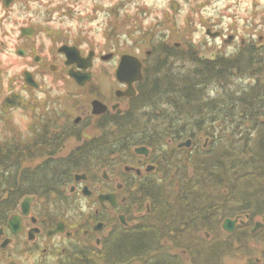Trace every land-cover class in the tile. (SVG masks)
<instances>
[{
  "label": "flooded vegetation",
  "instance_id": "1",
  "mask_svg": "<svg viewBox=\"0 0 264 264\" xmlns=\"http://www.w3.org/2000/svg\"><path fill=\"white\" fill-rule=\"evenodd\" d=\"M5 2L8 7L4 0H0V5L10 9L17 0ZM13 26L12 54L25 62L18 76L11 78L8 91L11 97L6 98V109L1 114L10 124L12 134L4 133L0 142H15L21 149L31 150L17 151L18 159L7 163L5 160V169L13 167L16 173H72V178L64 179L58 189L52 187L49 191L40 190L41 193L9 200L14 207L7 211L0 224V250L5 253L12 248L20 255H27L32 264H94V257L98 260L102 255L121 253L124 249L120 238L126 236L129 244L127 258L123 260L126 264H166L160 257L164 248H157L158 239L155 238L159 235L160 245L166 243L165 220L153 214L158 206L148 198V190L158 186L150 181L160 178L164 169L161 151L155 150L162 146L160 142L156 147L133 145L129 155L124 156L125 151L119 149L114 131L121 118H134L150 110L153 118L164 117L159 107L148 103L150 91L147 97L144 95L150 81L144 82L143 74L142 79L132 83L134 93L126 95L124 92L129 85L118 80L115 70L113 86L104 91L94 71H78L76 64H66V55L60 48L71 44L60 41L45 50L38 43L42 32L38 24L24 22ZM49 35L52 39V34ZM139 59L143 73L145 58ZM48 72L72 80L79 94L74 96L72 106L57 112L52 119L46 117L48 112L44 113L39 122L34 93L42 88L40 76L43 79ZM73 74H89V79L80 84ZM27 77L32 79V84ZM23 92L27 95L25 102L22 101ZM17 109L23 110L29 124L25 131L20 124L14 123L13 113ZM188 139H191L190 147L179 145ZM168 142L172 143L170 139ZM193 145L194 139L186 138L175 146L181 150ZM23 155L26 159L22 161ZM81 175L85 177L77 179ZM26 197L31 198L26 200ZM162 208L163 204L160 211ZM142 239H147L155 248L140 247L142 244L138 240ZM134 251L147 255L134 257ZM115 262L118 260L112 259V263Z\"/></svg>",
  "mask_w": 264,
  "mask_h": 264
},
{
  "label": "trees",
  "instance_id": "2",
  "mask_svg": "<svg viewBox=\"0 0 264 264\" xmlns=\"http://www.w3.org/2000/svg\"><path fill=\"white\" fill-rule=\"evenodd\" d=\"M111 25L115 31L119 27ZM144 37L154 39L150 29ZM258 45L247 42L207 58L202 45L192 41L176 45L155 40L149 59L144 60L143 80L150 81L144 95L150 91L148 103L159 107L164 117L153 118L150 110L118 120L123 138L118 139V146L128 154L133 145L156 147L166 139L173 143L194 139L191 148L169 151L161 147L164 169L160 178L150 181L158 184L148 190V198L158 206L153 214L163 217L166 225V243L160 245L161 236H155L157 248H164L160 257L166 264H183L176 249L189 253L192 264H224L226 255H239L243 238L253 236L252 229H247L251 222L258 217L264 223V45ZM237 79L251 82L237 89L233 87ZM210 86L219 87L221 93L213 95ZM201 136L206 140L197 145ZM19 150L31 149H21L15 142L0 143V224L14 207L9 200L38 189H58L64 179L72 178V173L23 171V184L17 183L13 167L6 170L4 161L15 162ZM25 159L23 155L21 160ZM238 215L249 217L221 238V221ZM202 229L213 238L198 236ZM127 239L120 238L124 250L104 255L106 261L126 260ZM138 242L140 247L155 248L147 239ZM133 255L147 254L134 251ZM245 264H264V259H249Z\"/></svg>",
  "mask_w": 264,
  "mask_h": 264
},
{
  "label": "rangeland",
  "instance_id": "3",
  "mask_svg": "<svg viewBox=\"0 0 264 264\" xmlns=\"http://www.w3.org/2000/svg\"><path fill=\"white\" fill-rule=\"evenodd\" d=\"M24 22L40 26L42 32L38 43L45 50L60 41L77 47L83 56L94 50L89 70L94 71L104 91L113 86L114 73L121 55L134 54L146 60L147 51L151 50L155 40L163 39L169 44L176 45H185L192 41L202 45L204 48L202 54L207 58H213L217 51H234L239 45L247 42L259 43V47L264 45V0H17L10 9L0 5V137L4 133L12 134L10 124L2 119L1 114L6 109L4 107L6 98L11 97L8 93L11 78L18 76L25 62L12 54L15 44L13 25ZM112 22L119 26L116 31L111 25ZM148 29L154 35V39L144 37ZM207 29L220 33L211 37L207 35ZM46 33L52 34V39ZM230 35L234 36L233 39L225 42ZM107 53H112V57L103 60L101 56ZM40 81L42 88L34 93L36 98L33 99L37 102L39 122L44 113L48 112L46 117L52 119L57 112L72 106L74 96L79 94L77 85L62 75L48 72L43 79L40 76ZM250 82L237 79L233 87L237 89L246 87ZM209 88L213 95L221 93L217 86ZM22 96L24 100H21L25 102L27 95L23 92ZM13 120L16 125L24 127V131L29 129L23 110H14ZM117 127L118 125L114 128L115 136L121 142L123 141L121 129ZM200 139L201 143L198 142L197 145L202 144L206 137L201 136ZM175 145L176 142L169 143L166 139L162 148L170 151L176 148ZM68 149L69 144L65 153ZM155 150L162 151L159 148ZM128 155L125 151L124 156ZM161 161L164 162L163 159ZM34 172L36 171L31 173ZM14 174L16 182L23 184L22 172ZM6 180H9L8 175ZM35 188H38V184L34 186ZM37 191L41 193L39 189ZM261 220L255 218L247 229H253L256 222H262ZM221 232L219 233L221 238L229 234L222 228ZM197 235L213 238L204 229ZM243 241L245 245L242 248L235 242L241 251L239 255H226L224 264H245L249 259H264V227L255 231L251 238H243ZM178 251L181 253L178 255L181 256L183 264H192L189 253L183 249L175 250ZM101 257L99 256L98 260L94 257L93 263L126 264L124 261L108 262ZM27 258V255H20L12 248L5 253L0 250V264H32V259Z\"/></svg>",
  "mask_w": 264,
  "mask_h": 264
},
{
  "label": "water",
  "instance_id": "4",
  "mask_svg": "<svg viewBox=\"0 0 264 264\" xmlns=\"http://www.w3.org/2000/svg\"><path fill=\"white\" fill-rule=\"evenodd\" d=\"M5 6L8 7L9 4H7L4 0ZM207 35L211 37H215L219 35L220 32H212L211 29L206 30ZM233 35H230L228 39L225 40V42H230L233 39ZM61 52H64L66 55V64H76L78 67V71L80 70H89V68L92 65V59L95 54L94 50H90L87 56L83 57L81 55L80 50L75 46H69L64 45L60 48ZM112 53L103 54L101 58L103 60H108L112 57ZM74 70V67L71 68V72ZM75 79L80 83L83 84L87 79H89V74H73ZM116 76L118 80L122 82H126L129 85V88L124 94L131 95L134 93V89L132 86V83L136 80H140L143 77L142 73V61L139 59L138 56L133 54H123L120 57L119 64L116 69ZM28 82L31 84L33 83L32 79L27 77ZM36 85V84H35ZM100 104L99 102H96ZM96 103L94 105L96 106ZM181 147H190L191 146V139H188L182 143L179 144ZM79 177H85V175L77 176V179ZM85 191V190H84ZM109 197V196H107ZM31 197H26L27 199H30ZM249 215L245 216V219H247ZM243 219L242 216L238 215L234 218L228 217L225 218L222 222V229L229 234H232L234 230L236 229V226L238 224H243L246 220ZM264 227L263 222H256L252 229V233H255L260 228Z\"/></svg>",
  "mask_w": 264,
  "mask_h": 264
}]
</instances>
